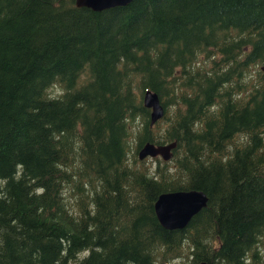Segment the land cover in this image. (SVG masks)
I'll return each mask as SVG.
<instances>
[{
    "label": "trees",
    "instance_id": "trees-1",
    "mask_svg": "<svg viewBox=\"0 0 264 264\" xmlns=\"http://www.w3.org/2000/svg\"><path fill=\"white\" fill-rule=\"evenodd\" d=\"M263 67L264 0H0V264H264ZM189 189L206 206L161 226Z\"/></svg>",
    "mask_w": 264,
    "mask_h": 264
},
{
    "label": "water",
    "instance_id": "water-1",
    "mask_svg": "<svg viewBox=\"0 0 264 264\" xmlns=\"http://www.w3.org/2000/svg\"><path fill=\"white\" fill-rule=\"evenodd\" d=\"M131 0H74L77 7H87L94 11L117 5L126 4ZM264 69V67H263ZM144 107L150 109L149 125L153 126L165 114V108L157 92L152 89H145L142 94ZM177 146V141H170L162 144L145 142L138 150V159L159 157L163 161H168L173 157V150ZM208 197L206 193L198 189L167 191L158 195L154 202L156 217L166 229H183L191 219L206 206ZM202 264H207L203 262Z\"/></svg>",
    "mask_w": 264,
    "mask_h": 264
},
{
    "label": "rangeland",
    "instance_id": "rangeland-1",
    "mask_svg": "<svg viewBox=\"0 0 264 264\" xmlns=\"http://www.w3.org/2000/svg\"><path fill=\"white\" fill-rule=\"evenodd\" d=\"M84 78V76H83ZM49 94L50 95H53V96H58L60 95L63 90L61 89V87L59 85H53L49 90H48ZM172 107V106H170ZM172 109H169V113H171ZM142 124V119L141 118H138V119H134L133 121H131V127H132V130H131V134L130 136L128 137V143H129V157L132 158V153L134 151V148H135V145H136V142H137V131L138 129L140 128ZM167 124H165L163 122V119L154 125V130L155 131H158L159 133H162L165 129ZM138 158V157H137ZM146 165L150 168V170H152L155 165H156V161L152 158H146L145 161ZM261 250L264 252V242L262 243L261 245ZM167 264H183V261L180 260V259H176V260H171L169 263Z\"/></svg>",
    "mask_w": 264,
    "mask_h": 264
},
{
    "label": "bare ground",
    "instance_id": "bare-ground-1",
    "mask_svg": "<svg viewBox=\"0 0 264 264\" xmlns=\"http://www.w3.org/2000/svg\"><path fill=\"white\" fill-rule=\"evenodd\" d=\"M129 3V2H128ZM127 4V3H126ZM120 5H125V4H121V3H117V5H114V6H112V7H115V6H120ZM109 8H111V7H109ZM107 9V8H106ZM92 10V9H91ZM104 10V9H103ZM149 114H150V109H149Z\"/></svg>",
    "mask_w": 264,
    "mask_h": 264
}]
</instances>
